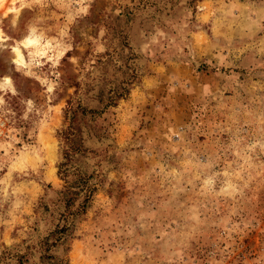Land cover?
Returning <instances> with one entry per match:
<instances>
[{"label": "rangeland", "instance_id": "rangeland-1", "mask_svg": "<svg viewBox=\"0 0 264 264\" xmlns=\"http://www.w3.org/2000/svg\"><path fill=\"white\" fill-rule=\"evenodd\" d=\"M0 38V264H264V0H0Z\"/></svg>", "mask_w": 264, "mask_h": 264}, {"label": "trees", "instance_id": "trees-1", "mask_svg": "<svg viewBox=\"0 0 264 264\" xmlns=\"http://www.w3.org/2000/svg\"><path fill=\"white\" fill-rule=\"evenodd\" d=\"M129 78L133 79L134 74H129ZM121 96H123L122 93L113 92L106 97V104L109 106L113 105L115 99ZM88 114H95V110L81 107L80 105L76 104V102L67 101L66 118L68 119V126L60 133L63 147L62 161L58 165V175L64 181L63 190L60 192V195L62 197V200L64 201L65 208H69L70 206H72L81 189L79 188L81 177L79 173H76L71 169L75 160H77V156L82 155L86 150L82 145V125L86 123V116ZM87 127L89 128L90 126L87 125ZM70 176L73 177L71 180L69 179ZM74 187H76V190ZM65 232V226L58 227L56 228V230L50 233L49 237H55V242H64L67 239L66 236H63ZM45 258L48 260L56 259L53 255L50 254H47ZM52 263L53 262L48 264Z\"/></svg>", "mask_w": 264, "mask_h": 264}, {"label": "bare ground", "instance_id": "bare-ground-1", "mask_svg": "<svg viewBox=\"0 0 264 264\" xmlns=\"http://www.w3.org/2000/svg\"><path fill=\"white\" fill-rule=\"evenodd\" d=\"M0 41H4V39L0 38ZM34 41L33 38L31 37H26L22 42H21V45L22 46H26V45H29V44H32V42ZM13 53H14V56H13V61L14 62H23V57H22V53H21V50L19 48L18 45H15L13 47ZM4 81L6 82H9L10 79L8 77H4Z\"/></svg>", "mask_w": 264, "mask_h": 264}]
</instances>
